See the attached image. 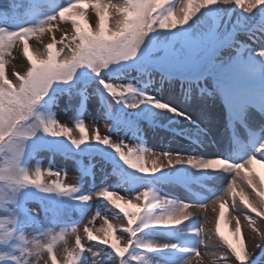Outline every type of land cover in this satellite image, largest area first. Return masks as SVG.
<instances>
[{"label":"snow or ice","instance_id":"1","mask_svg":"<svg viewBox=\"0 0 264 264\" xmlns=\"http://www.w3.org/2000/svg\"><path fill=\"white\" fill-rule=\"evenodd\" d=\"M224 2L227 3L229 0H224ZM85 3H88V0L84 3L81 0H77V3H70L68 6L61 8L58 15L49 16L47 20L41 21L40 26L37 28L23 27L15 31H10L5 27H0V41L4 39L5 35L9 39L15 35L22 40H28L30 33L38 32L43 34L47 32L51 34L50 43L55 46L57 44L60 45L59 48L56 47L58 53H63L64 47H69L70 51L74 53L73 57L60 59L58 56L56 62L47 63V45H45L43 51L37 49L32 55L37 56L45 61V63L34 70H32L31 63L28 64V68L32 70L33 74L21 82V87L17 92L3 90V96L0 97V104L4 105V110L0 111V176H4V179L0 180V192L5 189L10 191L12 193L11 202L14 203L13 194L18 187L26 185H34L44 192L49 193L59 192L71 195L77 191V188L72 184H66L60 181L59 177L61 172L47 168V174L55 176L58 179L45 182L43 179L45 171L41 168L37 167L34 173H30L21 167L20 162L25 140L35 135L36 130L42 126L45 133L54 137H66L77 147L89 141L111 146L124 164L144 175H155L175 164H187L196 169H214L218 164H222L224 171L232 172L234 175L227 184L223 194L211 200L212 211H216L215 205L218 201L221 204V208H223L229 195L232 197L233 208L235 207L238 180L241 185H244L246 181V186L251 189L250 192L246 193L245 187L242 186L240 188L239 194H244L243 199L239 195L241 202L254 213L264 210V195H261V193H264V190H257V185L253 180L246 175L242 177L241 173L242 169H248L249 172L252 171L251 165L258 158L255 154L248 156L239 163H233L223 158L204 160L195 157H183L178 153H154L140 146L132 147L124 142H113L108 135L101 136L98 127L93 128L89 134L86 124L83 121L75 125V129L79 132V137L77 138L73 134L72 128L59 123L55 119L43 120L35 115V106L41 100V97L43 98L48 94L54 82L71 81L76 71L82 66H86L99 75L110 64L135 58L150 33L157 30L175 29L178 25L182 26L187 24L194 17L187 21H185L182 15L177 18L171 7L166 12L160 13L159 9L155 8L152 0H123L122 4L111 3V0L108 3L102 4L100 0L99 9L96 7L97 0H94L91 3V8L95 11V17L89 23L95 24V28H81V31L77 32L76 29L81 24H73L71 19H67L66 15H70L71 13H66L65 10L83 9ZM169 3H172V0H169ZM261 6L264 5H258L255 8ZM23 7V0H0V16L6 15L8 10L18 12ZM125 9L128 11L126 12ZM108 10H111L113 13L111 27L106 24V20L109 19L107 16ZM246 11L251 12L253 9L249 8ZM128 13L134 15H129ZM169 15L172 16L175 22H169L166 26H162L161 21ZM57 16L59 20L65 21L66 23L70 21L71 24L70 28L63 31L59 40L56 39L53 25V22L57 21ZM80 16L84 18L83 11L80 12ZM97 17L98 20L96 19ZM37 40H39V36H37ZM80 41H83V43H79ZM73 44L75 47H72ZM258 55L264 57V50L259 51ZM13 74L16 76L20 75L18 72H14ZM100 83L113 98L122 99L125 94L135 91L131 84L113 85L104 80H101ZM149 102L154 103L157 109H164L169 112L177 111L163 102L151 100ZM127 106L136 108L139 105L133 103ZM33 120H35V123L32 122ZM17 121H20V123H17ZM105 127L107 128V126ZM256 151L260 153L259 160L264 161V143H261ZM253 193L255 194L254 196ZM249 196H253V199L258 197L259 200L254 204L248 199ZM94 198L107 200L123 214L127 223L126 226L121 224L120 227L123 233L128 234L127 238L125 239V237L120 236L115 242L110 243V240L115 236L116 226L106 216H104L103 223L99 228L89 227V224H92L96 218L101 217L100 213H96L87 224L83 225L85 239L82 240L79 235L76 236L74 251L69 256V264H81L82 254L85 251H92L86 247L85 240L87 242H98L110 248L118 258L116 264H133L134 261L136 264H151L150 258L146 255L147 253L176 248L177 245L160 244L145 240L140 238L138 234L149 227H173L180 225L191 216V213L187 211L189 203H175L172 199L162 197L150 188L139 192L133 198H125V196L118 195L117 192L109 191L107 188L102 189L93 196L83 195L78 197L83 202ZM121 201H123V205ZM208 207V203L202 205L194 204V208L197 210H206ZM5 215H7V212L3 208H0V216ZM261 217H264V212H261ZM233 219L237 222L235 232L238 229L241 232L239 217L234 216ZM12 222L14 225L16 224L15 214ZM78 230L79 227H72L68 231L77 232ZM216 232L220 234L218 219L216 221ZM120 239L125 240L122 247L119 246ZM220 239L223 241V235L220 236ZM262 239H264V235H262ZM200 243H204V241L200 240ZM261 244L262 242H258L256 237L251 235L249 240L250 250H244L242 259L236 258L235 253H233L235 257L234 264L236 262L247 264L253 258L257 249L261 248ZM228 250L231 251L230 248ZM192 252L196 257H200L197 249H193ZM228 252L206 253V256L220 255L223 257L224 264H228ZM126 253L128 254L127 257L125 256ZM94 256H98V253H94ZM12 262L19 264V261L15 257H12L10 261H5L4 264H12ZM24 264H27V261ZM185 264H192V260H187ZM196 264H204V258L197 259ZM209 264H215V260H209Z\"/></svg>","mask_w":264,"mask_h":264},{"label":"bare ground","instance_id":"2","mask_svg":"<svg viewBox=\"0 0 264 264\" xmlns=\"http://www.w3.org/2000/svg\"><path fill=\"white\" fill-rule=\"evenodd\" d=\"M179 4L180 2H178L176 10L184 6ZM93 17H95V12L92 10L87 16V23L90 27L95 28V24L89 23ZM70 27L69 25L62 26V30ZM257 32L259 29L231 41L228 47L231 50L227 51L220 60H223V65L216 68V71H213L204 82L200 80L196 83L197 85L188 84L185 87L177 84L175 89L174 84L177 82L172 80L166 86L165 93L162 94L164 99L162 102L177 111L159 110L157 140L152 145V152L178 153L183 157L204 160L223 158L233 163H239L255 154L258 158L251 165L252 171L242 169L241 173L242 177L246 175L253 180L257 185V190H264V161L259 160L260 153L256 151L259 145L264 143V99H262L264 98V57L258 55L259 51L264 50V37L261 34L260 41L256 42L255 36L259 35ZM40 47L42 46L36 50H41ZM22 52L21 46L15 50V60L9 59L11 70L28 69ZM183 84L187 83L183 82ZM93 104L90 103L91 106ZM241 138L249 140L245 144L249 147L246 154L236 159L224 157L222 150L225 140L233 141ZM55 167L53 166V171H56ZM223 167L222 164H218L214 169H196L187 164H175L153 175L156 182L163 183L158 194L172 199L175 203H189L187 211L191 213V216L177 226L146 228V240L177 245L176 248L150 253L152 255L151 264H185L189 259L192 260V264H196L199 258H204V264H209V260H215V264H224L222 256H206V253L228 251V264H234L235 257L242 259L244 250H250L251 235H254L257 241L262 244L247 264H264V239H262L264 217H261V212L264 210L254 213L241 202L239 195L243 199L244 194H239L240 188L245 187L246 193L251 191L246 186V181L244 185H241L239 180L237 181L234 208L232 197L229 195L223 208L218 201L215 205L216 211H212L211 200L223 194L234 175L232 172L224 171ZM108 173L107 177L109 178L111 171ZM47 177H51V175L45 171L43 179ZM112 186L108 179L104 188L108 189ZM125 191L124 189L117 194L129 198V193ZM191 191L193 193H190ZM94 194L96 193L93 192ZM253 196H249L248 199L255 204L259 198L253 199ZM101 201L100 198L89 200L90 212L82 224L75 226L79 227V230L72 234H83V225L87 224L96 213H100L102 217L99 225L103 223L104 216H106L116 226V233L121 231L120 225H126V218L112 215L108 207L101 204ZM207 203L209 207L206 210L194 208V204ZM82 208L84 207L82 206ZM91 213L93 215L90 218ZM82 214V212H78V217ZM234 216L239 217L241 232L239 229L235 232L237 222L233 219ZM96 219L95 223H98ZM217 219L219 220L220 234L216 232ZM95 223L90 225L94 226ZM68 230L66 232H69ZM221 235H223V241L220 239ZM71 239V236L67 235L62 239L59 237L55 239L57 240L58 254H62L66 247L74 248L71 246ZM200 240H203L204 243H200ZM229 248L231 251L228 250ZM193 249L199 251L200 257L193 255ZM233 253H235V257ZM32 264H34V260ZM236 264H241V262H236Z\"/></svg>","mask_w":264,"mask_h":264},{"label":"rangeland","instance_id":"3","mask_svg":"<svg viewBox=\"0 0 264 264\" xmlns=\"http://www.w3.org/2000/svg\"><path fill=\"white\" fill-rule=\"evenodd\" d=\"M55 6L54 10L51 12L50 16L52 15H58V12L61 8L68 6L70 3H77V0H54ZM167 3V9L171 7L173 9L174 15L179 18L180 15L183 16V18H186V15L188 14L187 9H189V0H178L180 2L179 5L183 4V7L178 8L176 10L178 2H174L172 0V3H169V0H165ZM238 1H241L242 7L248 8L247 5L251 3L252 1V8L254 9V19L257 16V8L256 2L260 1L262 3V0H229V2H224V0H195V11L189 15V18L191 19L188 21L187 24L184 26L187 27V34L188 35V43L189 46L194 47L198 41H200L204 36L206 35L208 29L211 26V19L212 17L210 15L215 16V20L220 18H226L227 15H229V10L232 9ZM82 3L86 2V0H81ZM88 10L84 13L83 23L86 26L87 29L92 28L87 23V16L88 14L94 9L91 8V3L94 2V0H88ZM109 0H101V3H108ZM111 3H123V0H111ZM217 3V4H216ZM85 3L84 5H86ZM24 7L21 8L18 12H14L13 10H8L7 14L4 16H0V20H3L5 18L10 19V17L19 18L26 17L29 13L26 11ZM96 7L100 8V0H97ZM176 10V11H175ZM83 11V9H66V13H71L70 15H66L67 19H71L73 21V24H77L75 21V16H78L80 12ZM127 12L128 10L125 9ZM261 11V10H260ZM95 12V11H94ZM196 15V16H195ZM107 16L109 17L108 20H106L107 26L111 27L112 25V19L113 13L111 10H108ZM233 17V16H232ZM47 20V19H46ZM98 20V17H97ZM45 21V20H44ZM254 21V20H253ZM51 23V22H50ZM170 23H174L173 21H170ZM41 24V23H40ZM40 24H34L30 25V27L37 28L40 26ZM54 29H55V36L56 39L59 40L62 36L63 30L62 26L69 25V22H65L62 20H59V17L57 16V21L53 22ZM179 26V25H178ZM158 27V26H157ZM258 27V26H257ZM77 32L80 31V28L77 27ZM159 30L155 31L157 33ZM237 35H240L239 33ZM37 36H39V40H37ZM151 39L149 35L146 37L144 44ZM168 39V33L162 32L160 35L156 36V39L154 40V47L155 49H152V53L150 55L151 60L155 61L159 55L161 54V50L158 49L165 40ZM51 42V34L50 33H43L40 34L38 32L36 33H30L28 40H22L21 38L17 36H13L11 39L8 37H4L2 41H0V91L3 95V90H12L9 88L8 84H13L16 88L21 87V82L24 81L26 78L30 77L32 73V70L35 68L42 66L45 61L41 60L35 55H32L36 48L39 46L41 48V51L45 49V45H47V63L56 62L57 57L59 56L60 59H64L65 57H73L74 53L70 51L69 47L63 48V53H58L56 51V47L59 48L60 45L57 44L55 46ZM80 43V42H79ZM22 44V45H21ZM143 44V45H144ZM143 45L141 49L138 51V53L143 49ZM22 46L23 49V55L26 59L27 64L31 63L32 70L29 68L27 70H11L9 66V59L15 60V50L19 49ZM72 47H75L73 44ZM228 49V48H227ZM223 49L218 56H216L209 68L218 63L221 60V56L223 53L225 54L227 51H230L231 49ZM152 63H150V67H152ZM220 65H223V60L220 61V63L216 66V68L221 67ZM202 69V67H201ZM14 72L20 73L19 76L14 75ZM136 71L133 70H126L125 72L116 73L112 75H104L103 80H106L109 83H112L113 85H127L131 84L134 89H137L141 93H143L144 97V103L139 107L141 111L144 113V117L147 119L153 121L157 120V116L159 115V110L154 106V103L149 102L155 101V102H162L164 101L162 94L165 93L166 85L171 80H176L179 77L175 75H168L163 79H159L160 85L158 87H152L141 89L139 87L140 78L137 77ZM62 84V81L54 82L51 88L59 87ZM170 84V83H169ZM178 83H175V89L176 85ZM173 86V87H174ZM11 92V91H10ZM105 92L103 85L99 83H90L82 88L79 89V96H74L75 98V108L74 110L71 108V104L69 102V99L66 95H55L45 98L39 107V112L41 113L40 119L48 120V119H55L59 123L66 125L73 129V134L78 138L79 132L75 129V125L83 121L86 124V127L88 129L89 134L91 133L92 129L95 127L99 128L100 135H108L113 142H124L128 144L129 146L136 147V144L134 143V135L132 131L129 129V126L123 125L121 122V119L118 115V109L114 108L113 102L108 101L104 99ZM104 96V97H103ZM148 98V99H146ZM88 101V104L85 106V103ZM94 103L92 106L90 103ZM79 103V105H78ZM136 103L139 105L138 101L134 98H130V96L127 99L126 102V109L128 113H135L136 108L128 107L127 105ZM70 104V105H69ZM78 105V106H77ZM113 105V106H112ZM77 106V108H76ZM109 107L110 110L106 111V108ZM0 111H3L0 109ZM139 111V112H141ZM107 126V128L105 127ZM147 141H150L152 144L157 140L154 139V135H151V128L147 129ZM37 134V133H36ZM40 134V133H38ZM63 144L71 145V141L63 136L57 137ZM149 139V140H148ZM154 139V140H152ZM149 142V143H150ZM90 145H93L94 150H102V147L106 150V153L113 156L116 160H120L119 155L115 152V150L111 146L103 145L95 141H89ZM148 143V144H149ZM147 145L144 143V148L146 150H153L152 145L148 148H146ZM34 144L26 143L24 142L23 151L28 150L29 153L27 154L28 157V164L26 166V170L30 173L35 171L37 167L41 168L43 171H46V169H53V166L55 167V170L57 172H61V175L59 177L60 181L66 184H72L74 187L77 188V191L71 195L54 192L58 194V198L63 201L62 205L58 207V218H53L50 221L49 226L46 229H43L42 231H39L37 226L32 225L31 222L27 220V217L24 215L17 214L15 209L10 214V218L14 219V214L16 218V222L19 223L16 237L13 240V242L9 246H0V257L3 259L0 264H4L5 261H10L12 257H15L19 264H24L25 261H27V264H32V261L34 260V264H68L69 263V256L70 253H73L74 248L66 247L64 249V252L62 254H58V247H57V240L56 238H64V236H71V246H74L76 242V236L79 235L82 240L85 239V233L83 234H72V231L66 232L69 228L75 227L76 225H80L85 221V218L88 214V212L82 216L78 217L77 212L82 211L81 206L86 203L78 199V197L83 195L92 196L93 192L98 193L102 189H104L105 183L109 179L111 184L113 185L110 189V191H124V189H129L127 193H129V198H133L136 194L139 192H143L144 189L147 188L148 184L141 183V180H139V184L137 185L133 181V177L127 176L124 168L120 165L108 162L105 157L103 156H95L94 160L88 159V157H77L76 155H70V154H63L64 157H62L61 153H58V151H55L53 149H34ZM32 149V150H31ZM126 150V149H125ZM61 155V156H60ZM108 171H111L109 178L107 177L109 175ZM143 175V174H141ZM146 178V177H145ZM58 179L55 176L47 177L44 179L45 182H51L53 180ZM135 184V185H134ZM153 190V187L150 188ZM133 190V191H132ZM126 192V191H125ZM14 201L16 200V195L14 193L13 195ZM22 206L23 210L27 213H29L33 219L38 220L41 218L43 213L42 203L32 199L28 196H23L22 198ZM0 200H3L8 204V207L12 209V193L5 189L4 191L0 192ZM102 205L105 204L106 207L111 211L112 215L114 216H123L122 213H120L114 206H112L108 201L101 198ZM88 202V201H87ZM135 202V201H134ZM122 205L123 202L121 201ZM130 207V206H129ZM6 208V207H5ZM4 208V210H5ZM6 211V210H5ZM104 213V212H103ZM105 214V213H104ZM93 213H91V216ZM63 218V219H62ZM100 218L96 219L98 223L95 221L94 226L89 224V227L93 228H99L100 225ZM126 226V225H125ZM84 232V230L82 231ZM51 233V234H50ZM127 233H123L122 231H119L115 233V236L112 240H110V243L115 242L117 238L120 236L127 238ZM143 232L141 233V238L146 239L145 236H143ZM87 242V241H86ZM125 240L120 239L119 240V246L124 245ZM87 248H90L92 251H85L82 254L81 257V264H116V260L118 259L114 252L108 248L105 245H102L98 242H87L86 244ZM115 247V245H113ZM131 249H129L130 251ZM94 253H98V256H94ZM143 254V252H142ZM150 260H152V257L150 255L146 254ZM54 256L55 258H53ZM57 258L58 261H57ZM14 264V262H12ZM134 264V263H133Z\"/></svg>","mask_w":264,"mask_h":264},{"label":"clouds","instance_id":"4","mask_svg":"<svg viewBox=\"0 0 264 264\" xmlns=\"http://www.w3.org/2000/svg\"><path fill=\"white\" fill-rule=\"evenodd\" d=\"M160 2H162V0H157V3L159 4ZM194 4H195V0H189V9H187L186 11H188V14L191 15V13L193 11H195V7H194ZM130 15H134L132 13H130ZM170 21H173L175 22L173 19H172V16L169 15V16H166L162 21H161V24L162 26H166ZM51 63V62H49Z\"/></svg>","mask_w":264,"mask_h":264}]
</instances>
